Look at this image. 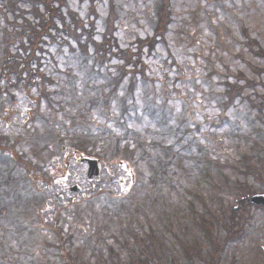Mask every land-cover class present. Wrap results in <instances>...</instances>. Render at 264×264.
Returning a JSON list of instances; mask_svg holds the SVG:
<instances>
[{"label":"rangeland","instance_id":"obj_1","mask_svg":"<svg viewBox=\"0 0 264 264\" xmlns=\"http://www.w3.org/2000/svg\"><path fill=\"white\" fill-rule=\"evenodd\" d=\"M155 1L69 0L67 8L72 12H77L81 20L85 22L91 18L97 27V32L103 33L113 6L117 15L114 25L117 43L122 48H128L138 37L143 39L152 34L154 22H150V20L153 19L152 11ZM172 3V21L166 31L169 41L165 43L158 38L155 49L151 53H147L144 58L149 64L150 77L160 79L156 84L159 100L156 101V109L161 108V104L164 105L163 102L167 99L166 102L174 106L176 117L183 119L185 114L182 108L184 109L185 106L187 109L192 106L194 121L200 126L201 133L207 134V137L211 139L210 142H207L205 141L206 136L198 133L195 135L199 138L197 143L206 144L211 150L210 163L219 161L224 165L225 174L230 176L232 181L243 179L244 175L227 164L239 165L238 160L241 153L257 154L255 159L262 158L261 161L264 162L263 152L252 151L253 143L264 145V137L262 140L259 137L260 134L255 132L254 123L255 116L264 113V0H172ZM1 36L2 32L0 31V42ZM95 39L99 41L100 36L96 34ZM73 44L75 46V43ZM55 50L52 52L57 57L59 56L58 50ZM148 50L149 48H146L145 51ZM65 51H68V48ZM66 62L67 66L65 67L72 68V70L68 69V72L61 76L64 87L62 101L66 104L63 107L67 110V115L73 111L78 114L73 125L67 116L68 125L63 131L64 137L68 140L67 143L74 147L84 144L90 151H100L99 153L107 156L108 160H112V156L116 152L119 154L117 155L118 159L123 162L106 163L112 172L105 164L107 171L102 170L99 186L102 190L107 188L106 190L111 193L102 192L99 194L97 191L93 192L87 183L86 165L79 166L77 161L71 160L72 165L67 180L61 170L55 169L53 165L45 166L46 161L51 162L48 152L40 154L39 157L33 151L27 154L25 161L31 162L36 172L41 174V172L51 171L57 174L51 178L47 177L46 181H36V186L33 185L34 187H43V189H45V185L49 186L50 190H47V193L49 196L55 197L56 200L47 209L42 206L44 199L41 198V202L38 204L40 197L29 195L26 186H20L17 181H12L10 186L13 190L10 193L17 198L27 199L21 206L23 211L19 212L17 216L30 220L38 228L42 227L36 229L39 231L38 234L36 231L33 232V240L37 242V249L41 252L44 247L48 251L43 243L45 239L47 242L55 241L50 232H53V229L50 228L56 220H59L56 219L59 216L60 227L73 236L72 252L76 257H80V264H112L106 262L105 259L103 263L100 262V254L101 257L110 254V251L102 243L103 240L97 241L103 235L107 238L109 247L118 251L123 264H128L127 247L129 244L131 243L132 248H135L134 240L137 235L144 239V243L147 242L145 238L147 233L144 236L143 228L147 232L148 228H151L154 232V236L147 243V249L153 262L160 258L163 264H188L184 250L180 247L173 250V246L165 239V236L168 239L177 236L174 238L175 243L178 239L186 244L193 243L196 249H200L202 257L209 258L212 246L207 241L205 236L207 234L211 236L215 246L220 243L224 246L218 264H231L235 259V264H264V210L247 207L251 216L244 231L239 237L225 242L227 238V232L225 233L223 228L225 216L221 213L219 201L204 186L209 175L203 173V184L197 174L193 172L192 164L196 163L199 156L192 158L180 146L173 147L172 142L168 140L170 138L167 139L159 133V128L152 123L154 120L140 114L137 116L138 122L134 121L133 125L125 126L119 121L117 123L119 128L114 127L113 131L115 143L113 140H109V133H103L102 130L110 127V124H108L106 116L98 110L99 108H96L102 107L96 102V94L90 92L85 97L83 103L89 110H86L87 113L83 112L81 98L85 92L84 83L73 77L72 72L77 77L80 76L83 80L84 78L78 72L77 63L72 64V59H67ZM118 62V60H113L112 66ZM48 68L49 66L46 67V70ZM104 82L108 83L107 80L101 78L98 81L88 82V84L94 88H105ZM122 82L126 84L127 78ZM163 82H166L164 87L162 86ZM229 85H244L243 93L250 94L254 103L250 101L242 103L241 99L237 98L235 105H230L223 113L225 107H222L221 103L227 99L223 93L226 92ZM137 86L129 85L126 91L125 88L122 91L119 90L120 94L125 92V95L131 99L137 98L139 107L129 111L130 115L141 113L142 107L146 108L148 102H151L148 99L149 94L139 87H144V85ZM94 88L88 87L89 91ZM166 90H169L168 94L164 93ZM24 103L26 101H22L21 104ZM253 104H255L254 108ZM114 108L117 113H120L123 110L122 102L114 103ZM115 111L111 108L110 114L113 117H118ZM223 115V120H221L220 117ZM256 119L257 127H263L264 122H261L258 117ZM17 120L10 125L9 129L0 126L3 130L10 132L8 134L9 142L14 141L12 136L25 126L23 118ZM96 124L100 127L94 129ZM212 124L213 126L216 124V126L213 127ZM127 127H130L131 130L126 131ZM35 128L36 124L34 127L28 124L24 130L31 131L24 132L25 136L31 134ZM41 128L50 135L48 124H41ZM147 128L152 131H145ZM195 129L197 130V127ZM156 130L157 133L154 134L153 131ZM196 130L195 132H197ZM77 139L78 142L75 143L73 140ZM155 140L161 143L160 147L154 146ZM116 141L119 142V145L115 148ZM33 142H38V139L33 137ZM27 143L30 141L20 140V144ZM194 143L193 138L189 139L192 150ZM20 152L22 155L25 153L23 150ZM23 156L25 157L26 154ZM123 164L126 167H123ZM25 165L31 166L29 163ZM128 167L132 171L128 170ZM159 167L165 168L168 174L165 178L156 177L154 181L153 171ZM123 168H127V170ZM13 173L16 176V172ZM17 173L20 175V172L17 171ZM62 174L64 175L60 178L59 184L65 180L73 186L76 183L80 184L84 188L83 193L86 194V199H83V194L71 199L72 195L68 189L63 191L65 188L57 184L58 175ZM2 176L3 171L0 168V177ZM260 176H263L262 179H264V173ZM116 178L123 179V188L129 189L125 200H118L115 197L120 195L116 192L118 188ZM247 178L257 189L264 191V181L262 185L255 180V177ZM221 179L222 177L217 175L216 180ZM59 192H65L66 195H64L65 203L63 205L57 204ZM189 192L202 194L206 203L203 204L198 199L191 197ZM190 201L195 203L194 209L198 220L185 205ZM27 203H29L28 208H26ZM140 203L143 204L141 208ZM7 204L8 202L4 205ZM10 215V212L8 214L3 212L0 218V232L5 233L4 236H0V239L3 240L4 252L15 264H33L34 255L32 253L34 251L27 255L26 253L31 249L22 247L21 241L17 240L16 236L10 232L15 229V226L10 224ZM192 221L201 222L205 232H202ZM212 222L217 227L218 242L215 235L212 234V231L216 229ZM166 225L173 228L169 234L166 233ZM207 225L211 227L207 228ZM119 226L132 227L135 230L120 232L118 231ZM98 229H101L100 233L102 234L98 235L99 238L94 235ZM86 231L88 232L87 236L83 238V233ZM109 233H116L117 238H113ZM130 233L132 234L130 235ZM101 248L103 249L102 253ZM140 251L136 250L138 258H142L144 264H147L149 261ZM11 261L9 262L11 263ZM196 263L206 264L200 258H197Z\"/></svg>","mask_w":264,"mask_h":264},{"label":"trees","instance_id":"obj_2","mask_svg":"<svg viewBox=\"0 0 264 264\" xmlns=\"http://www.w3.org/2000/svg\"><path fill=\"white\" fill-rule=\"evenodd\" d=\"M26 3L29 4L31 7V13L32 17L29 18L27 16L28 12H26L22 7V1L16 0L12 4V12H10L14 19L9 20V26L8 29H5L4 32V39L3 43L4 45L16 47L18 53H24L26 51H31V54H34L36 52V48H39L41 45H44L47 42V38L51 37L52 40H55L57 37H61L60 32H62V29L58 26L57 21L60 20L63 25H71L72 29H67V33L74 37L78 41L79 47H82V49L87 48L90 44L95 47V50L93 51L95 61L98 62H104L111 60L110 58H107L108 55H113L117 58L119 56H123L125 59V63L127 62V55L129 54L128 51L121 50L120 53H115V51L112 49H107V47H113L114 45L117 46L116 37L113 35L112 30H107L105 32V35H103V39L99 42L94 40L93 33L87 31V29L82 26L81 20L73 19L72 21H66L63 20L62 12L60 9L55 8L51 5V2H48L47 0H24ZM25 3V2H24ZM167 2H163V5L161 6L159 10V5L156 8V15L158 16H164L166 12L162 10V8L167 7ZM55 8V9H54ZM49 12H52V16L49 15ZM4 16L7 15V11H4ZM8 15H10L8 13ZM46 19H48V22H46ZM91 27H94V24H91ZM51 29H57L56 34L53 36L51 34ZM80 29V31H79ZM9 30V31H8ZM56 36V37H55ZM140 44L142 45L143 42L141 41ZM137 51L141 50L139 47H137ZM134 51V50H133ZM135 54V52H134ZM136 55V54H135ZM139 56V55H137ZM16 61L13 62V64L9 67V74L11 73H17L19 71L25 70L26 67L28 69L32 68L31 62L32 60H27L26 57H23L22 55L17 56ZM106 72L102 73L100 70L96 71V74L99 75H106L112 73L110 70V67L108 66V63H106ZM139 67L142 75H144L143 69L140 66V62L137 61L136 67ZM117 68L121 69L122 64L117 65ZM18 78H22L23 74L20 73L17 75ZM34 75L29 71L27 75L28 82H30V79H33ZM116 88V92H117ZM228 95L231 98L240 96L243 92V87L239 85H229L228 87ZM114 93V95L116 94ZM246 97H243L245 99ZM232 102V100H231ZM154 102L148 104L146 108L144 109V114L150 113L154 114L156 112V108L152 106ZM154 105V104H153ZM255 107V104H253ZM163 119V118H162ZM261 119V118H260ZM168 120V117L164 118L163 121L166 123ZM256 120V119H255ZM264 122V116L263 121ZM124 123V122H123ZM178 123L175 124V127L168 126L167 127V133H171L173 135H178L182 130L181 124L177 126ZM172 130L174 132H172ZM185 131V130H183ZM262 137H264V128H261L259 130ZM256 149L259 152H264V145H257ZM260 159H253V157L250 156H243L241 160L239 161L241 166L236 167V170L240 174H244L246 176V179L240 180L237 179L235 181H232L229 178H226L223 184L215 185V183L211 184L214 191L216 192V196L219 200V202L224 203V200H227L228 204V210L227 212H223L225 217V222L223 223V228L225 232H227V241L231 239H235L240 236L241 232L244 231L245 225L248 223V219L251 216L250 211L247 209L248 205L246 202H243V197L247 196L248 194L252 192H256L258 189L255 187L253 183H251L247 176L255 177L256 181H259L261 184L263 182V176H260L262 173H264V162ZM25 165L22 162H17L14 166L8 164L7 165V171L8 175H11V170L17 171L20 169L25 168ZM29 168V167H27ZM260 176V177H258ZM258 177V178H257ZM12 178H4L0 182V191L7 188V190H10ZM227 188V189H225ZM227 195V196H226ZM238 207V211L236 210ZM258 208V207H257ZM264 210V209H263ZM199 224V223H197ZM144 228L142 229V231ZM126 231H133L132 227H129L126 229ZM58 233L61 234V230L58 231ZM132 233H130L131 235ZM216 236V234H215ZM136 242L138 244L141 243V240L143 238L139 235L136 236ZM217 240V238H216ZM178 243L180 245H183L184 243L178 239ZM143 245V244H142ZM140 245V246H142ZM213 254H214V247H213ZM195 251L193 252V254ZM212 257V254L210 255V258ZM187 259V257H186ZM188 261L191 264H194L193 259L191 260L190 257H188ZM64 264H70V263H64ZM72 264H78L77 262H73ZM136 264H143L141 261H137ZM209 264H213V261H210Z\"/></svg>","mask_w":264,"mask_h":264},{"label":"bare ground","instance_id":"obj_3","mask_svg":"<svg viewBox=\"0 0 264 264\" xmlns=\"http://www.w3.org/2000/svg\"><path fill=\"white\" fill-rule=\"evenodd\" d=\"M153 87H155V86H153ZM54 181H56V179H53ZM60 180L61 179H57V184L58 185H60L62 188L64 187L65 189H63V191H65L66 189H68V191L71 193V198L73 197V198H76L77 197V193H78V196L80 195V193H81V189L80 188H77V187H74L73 185H71L67 180H65V181H62L60 184H59V182H60ZM46 181V180H45ZM58 194V193H57ZM65 192H59V194L57 195V204H59V205H63L64 203H65ZM72 198V199H73ZM70 199V198H69ZM54 200H56L55 199V197H50V198H48L47 199V202H49L50 204L54 201ZM71 203H74V202H71ZM56 204V203H55ZM150 229V228H149ZM51 233H53V234H55V232H54V229H53V232L51 231ZM87 231L85 232V233H83L84 235H87ZM43 239H45V237H43ZM103 244L105 245V244H107L108 243V240H107V238L106 237H104L103 239ZM50 243H51V240L50 241H48V243H47V249H48V251H49V253H50V260L52 259V257H53V254H52V252L50 251ZM61 246H62V244H61ZM103 246V245H102ZM28 252H30V251H28ZM74 262H79V260H77L76 259V261H74ZM114 262H119L117 259H114Z\"/></svg>","mask_w":264,"mask_h":264},{"label":"water","instance_id":"obj_4","mask_svg":"<svg viewBox=\"0 0 264 264\" xmlns=\"http://www.w3.org/2000/svg\"><path fill=\"white\" fill-rule=\"evenodd\" d=\"M251 201L253 203H256L258 205H264V194H257V195H254L252 198H251Z\"/></svg>","mask_w":264,"mask_h":264}]
</instances>
